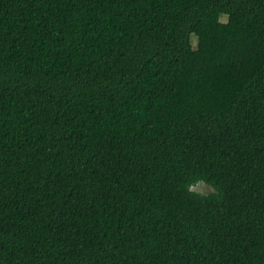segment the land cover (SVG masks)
Listing matches in <instances>:
<instances>
[{"label": "trees", "instance_id": "1", "mask_svg": "<svg viewBox=\"0 0 264 264\" xmlns=\"http://www.w3.org/2000/svg\"><path fill=\"white\" fill-rule=\"evenodd\" d=\"M0 264H264V0H0Z\"/></svg>", "mask_w": 264, "mask_h": 264}, {"label": "rangeland", "instance_id": "2", "mask_svg": "<svg viewBox=\"0 0 264 264\" xmlns=\"http://www.w3.org/2000/svg\"><path fill=\"white\" fill-rule=\"evenodd\" d=\"M221 21H223V22L226 21V17L221 18ZM191 43H192V46L194 47V49H196L197 40L195 37H192ZM191 190L194 192H197L199 194H202V195H209V194L213 193V191H214L210 186H208L207 184H204V183H197L196 185L191 187Z\"/></svg>", "mask_w": 264, "mask_h": 264}]
</instances>
